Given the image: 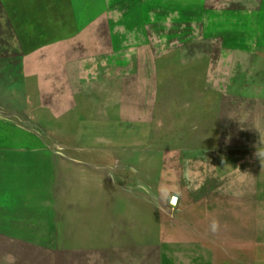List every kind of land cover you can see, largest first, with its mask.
Here are the masks:
<instances>
[{"label":"rangeland","instance_id":"374dc122","mask_svg":"<svg viewBox=\"0 0 264 264\" xmlns=\"http://www.w3.org/2000/svg\"><path fill=\"white\" fill-rule=\"evenodd\" d=\"M0 264H264V0H0Z\"/></svg>","mask_w":264,"mask_h":264},{"label":"water","instance_id":"95a60500","mask_svg":"<svg viewBox=\"0 0 264 264\" xmlns=\"http://www.w3.org/2000/svg\"><path fill=\"white\" fill-rule=\"evenodd\" d=\"M30 61H31V58H30V56H26L25 57V61H24V64H25V67H24V72H26L27 71V69H25L26 68V64L28 65L29 63H30ZM154 64V63H153ZM155 70L157 71L158 70V72H159V67H158V64L155 62ZM157 72V73H158ZM158 75H159V73H158ZM160 77V76H159ZM171 201L172 202H177L178 201V198L177 197H172L171 198Z\"/></svg>","mask_w":264,"mask_h":264},{"label":"clouds","instance_id":"9594fccd","mask_svg":"<svg viewBox=\"0 0 264 264\" xmlns=\"http://www.w3.org/2000/svg\"><path fill=\"white\" fill-rule=\"evenodd\" d=\"M137 187L140 190L147 191V188H146V186L144 184H138ZM213 230H215V224H213Z\"/></svg>","mask_w":264,"mask_h":264},{"label":"trees","instance_id":"16d2710c","mask_svg":"<svg viewBox=\"0 0 264 264\" xmlns=\"http://www.w3.org/2000/svg\"><path fill=\"white\" fill-rule=\"evenodd\" d=\"M139 180V179H138ZM138 182V181H137ZM140 184V182H138Z\"/></svg>","mask_w":264,"mask_h":264}]
</instances>
